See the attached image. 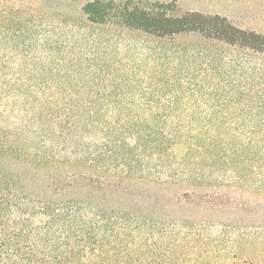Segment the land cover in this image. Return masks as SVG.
<instances>
[{
  "label": "rangeland",
  "instance_id": "rangeland-1",
  "mask_svg": "<svg viewBox=\"0 0 264 264\" xmlns=\"http://www.w3.org/2000/svg\"><path fill=\"white\" fill-rule=\"evenodd\" d=\"M88 1L0 0V126H21L22 114H52L53 119L31 125L33 138V131L59 130L66 116L97 113L94 121L102 128L81 122L67 140L69 156L88 147L100 151L120 144L119 133L131 117L169 116L158 124L165 132L182 128L200 141L211 136L214 158L202 160L196 146L194 155L183 161V180L197 186L183 184L181 190L227 192L243 198V206L217 213L187 206L163 212L201 229L202 250L193 255L184 249L188 260H195L192 264H200L207 251L210 259L258 256L257 246L264 243V144L254 147L260 162L249 153L242 157L240 150L264 133V56L204 44L199 37L164 44L140 33L93 25L81 12ZM177 2L186 11L225 14L236 26L264 35V0ZM43 100L46 108L37 103ZM205 117L209 119L201 120ZM126 140L136 146V140ZM185 146L179 142L169 149L163 166L179 168L174 154L184 157ZM217 154L224 158L217 160ZM149 161L161 165L158 155Z\"/></svg>",
  "mask_w": 264,
  "mask_h": 264
},
{
  "label": "trees",
  "instance_id": "trees-1",
  "mask_svg": "<svg viewBox=\"0 0 264 264\" xmlns=\"http://www.w3.org/2000/svg\"><path fill=\"white\" fill-rule=\"evenodd\" d=\"M81 12L90 24L140 33L158 43L173 44L193 36L204 44L218 43L264 56L263 34L240 29L226 17L183 10L176 0H90ZM37 103L46 108L48 102ZM84 115L66 116V125H59V130L33 131V138L31 125L53 119L52 114H22L21 126H0V264L194 263L187 252L197 255L202 250L201 229L168 217L164 208L187 206L217 213L243 206V198L227 192L181 190L183 184L197 186V182L183 180V161L194 155L198 145L202 160L213 159L214 138L196 140L182 128L165 132L158 124L167 122L169 116L131 117L119 133L120 144L112 149L106 145L100 151L88 147L69 156L67 140L81 122L102 128L94 121L97 113ZM180 123L176 126L183 127ZM127 137L136 140V146L128 144ZM179 142L186 143L184 157L174 154L179 168L163 166L169 149ZM262 144L264 133L256 144L241 148L242 157L249 153L260 162L254 147ZM238 153L234 152V160ZM155 155L161 165L150 164ZM223 158L217 154V160ZM257 248L258 256L231 260L210 259L209 251H203L200 264H264V243Z\"/></svg>",
  "mask_w": 264,
  "mask_h": 264
},
{
  "label": "crops",
  "instance_id": "crops-1",
  "mask_svg": "<svg viewBox=\"0 0 264 264\" xmlns=\"http://www.w3.org/2000/svg\"><path fill=\"white\" fill-rule=\"evenodd\" d=\"M149 2L169 3V2H171V0H152V1H149ZM191 12H199V13H203V14L219 15V16H222V17H226L230 21V19L225 14H221V13H213V12H209V11H205V10H198V9L192 10ZM233 25H235V24H233ZM236 27H238V26H236ZM238 28L242 29L241 27H238Z\"/></svg>",
  "mask_w": 264,
  "mask_h": 264
}]
</instances>
